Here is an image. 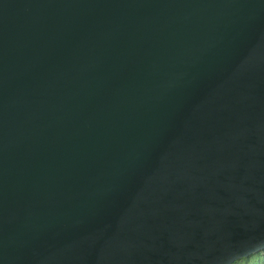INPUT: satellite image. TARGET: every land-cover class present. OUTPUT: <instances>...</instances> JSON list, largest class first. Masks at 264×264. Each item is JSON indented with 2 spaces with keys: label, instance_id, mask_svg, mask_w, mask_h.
I'll return each mask as SVG.
<instances>
[{
  "label": "water",
  "instance_id": "water-1",
  "mask_svg": "<svg viewBox=\"0 0 264 264\" xmlns=\"http://www.w3.org/2000/svg\"><path fill=\"white\" fill-rule=\"evenodd\" d=\"M263 250L264 0H0V264Z\"/></svg>",
  "mask_w": 264,
  "mask_h": 264
},
{
  "label": "trees",
  "instance_id": "trees-1",
  "mask_svg": "<svg viewBox=\"0 0 264 264\" xmlns=\"http://www.w3.org/2000/svg\"><path fill=\"white\" fill-rule=\"evenodd\" d=\"M233 264H264V250L249 257L237 260Z\"/></svg>",
  "mask_w": 264,
  "mask_h": 264
}]
</instances>
